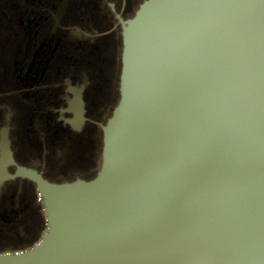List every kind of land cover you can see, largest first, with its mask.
I'll list each match as a JSON object with an SVG mask.
<instances>
[{"label": "water", "instance_id": "1", "mask_svg": "<svg viewBox=\"0 0 264 264\" xmlns=\"http://www.w3.org/2000/svg\"><path fill=\"white\" fill-rule=\"evenodd\" d=\"M92 181L36 171L47 229L0 264H264V0H148ZM77 129L84 104L70 102ZM0 183L16 166L8 129Z\"/></svg>", "mask_w": 264, "mask_h": 264}, {"label": "flooded vegetation", "instance_id": "2", "mask_svg": "<svg viewBox=\"0 0 264 264\" xmlns=\"http://www.w3.org/2000/svg\"><path fill=\"white\" fill-rule=\"evenodd\" d=\"M146 1L0 0V140L8 129L16 165L0 183V253L28 250L46 231L37 185L16 177L18 168L55 184L100 172L103 127L121 99V21ZM76 93L80 129L70 109Z\"/></svg>", "mask_w": 264, "mask_h": 264}, {"label": "trees", "instance_id": "3", "mask_svg": "<svg viewBox=\"0 0 264 264\" xmlns=\"http://www.w3.org/2000/svg\"><path fill=\"white\" fill-rule=\"evenodd\" d=\"M112 116H113V114L111 113L110 118H112ZM103 146H104V144H103V133H102V153H103ZM43 228H44V230L47 229V226L45 225V223H43Z\"/></svg>", "mask_w": 264, "mask_h": 264}, {"label": "rangeland", "instance_id": "4", "mask_svg": "<svg viewBox=\"0 0 264 264\" xmlns=\"http://www.w3.org/2000/svg\"><path fill=\"white\" fill-rule=\"evenodd\" d=\"M91 116L94 117L93 115H91ZM92 117H91V118H92ZM101 119H103V117H102V118L99 117V119L97 118L96 120H100V121H101ZM43 230H44V228L42 229V231H43ZM30 248H32V247H30Z\"/></svg>", "mask_w": 264, "mask_h": 264}]
</instances>
